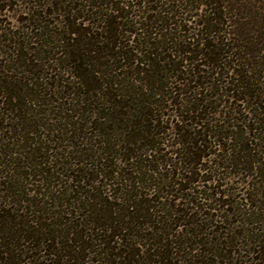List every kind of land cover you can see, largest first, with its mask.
Here are the masks:
<instances>
[{
    "label": "trees",
    "instance_id": "16d2710c",
    "mask_svg": "<svg viewBox=\"0 0 264 264\" xmlns=\"http://www.w3.org/2000/svg\"><path fill=\"white\" fill-rule=\"evenodd\" d=\"M28 15L0 30V264H264V0ZM211 155L254 172L248 209L197 189Z\"/></svg>",
    "mask_w": 264,
    "mask_h": 264
},
{
    "label": "rangeland",
    "instance_id": "374dc122",
    "mask_svg": "<svg viewBox=\"0 0 264 264\" xmlns=\"http://www.w3.org/2000/svg\"><path fill=\"white\" fill-rule=\"evenodd\" d=\"M6 0V4L10 5V8H6L3 11H0V30L7 29V30H20L26 32V26L28 25L25 21V18L29 17V9L30 6H32L35 1L38 0ZM57 20V17H50L49 21L47 22H53ZM60 24V21L58 22ZM1 32V31H0ZM6 45V44H5ZM12 53V51H9L6 47L2 48L0 50V55H2V61H6L9 58V55ZM5 63V62H4ZM171 124L167 125V128H170ZM167 134H170V131H168ZM170 150L168 147L167 150ZM212 151H216L215 149H212ZM212 156V155H211ZM215 158V161H213ZM220 159H216V156H212L209 158H206L204 161H202V165H199L200 170H197L196 173L199 175V179H201V183H196L195 186H197L198 190L205 189L207 186L210 188V186H215L216 183L220 186V191L225 192L229 196L227 200L229 201H235L237 203V206L245 210L244 208H249V203L246 200L247 195L249 197L256 198L254 193L260 191L261 188L257 184V178L255 177L254 172L251 171V169L248 171H241L240 168H231L227 164L226 161H222V165L225 167H216V163H219ZM213 167V168H210ZM212 169V170H210ZM215 177V180H214ZM204 180H210L207 181L206 185L203 183ZM215 183V184H214ZM207 195L211 194L210 191L207 190ZM258 194V193H257ZM255 200V203L253 201H250L252 204H258L260 203V206H264V199L261 200V197L258 196ZM262 203V204H261ZM219 213V212H217ZM237 219L239 220L240 217L233 216L231 218V221L236 222ZM237 224V223H235ZM235 226V225H234Z\"/></svg>",
    "mask_w": 264,
    "mask_h": 264
}]
</instances>
